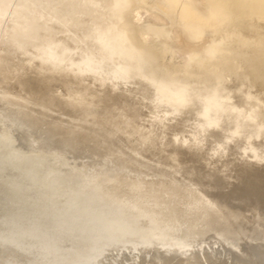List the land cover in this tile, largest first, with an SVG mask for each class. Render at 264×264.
<instances>
[{
	"label": "water",
	"instance_id": "1",
	"mask_svg": "<svg viewBox=\"0 0 264 264\" xmlns=\"http://www.w3.org/2000/svg\"><path fill=\"white\" fill-rule=\"evenodd\" d=\"M0 264H264V0H0Z\"/></svg>",
	"mask_w": 264,
	"mask_h": 264
}]
</instances>
